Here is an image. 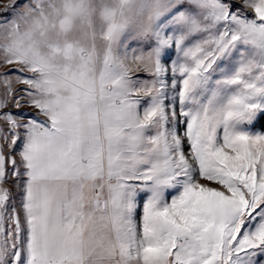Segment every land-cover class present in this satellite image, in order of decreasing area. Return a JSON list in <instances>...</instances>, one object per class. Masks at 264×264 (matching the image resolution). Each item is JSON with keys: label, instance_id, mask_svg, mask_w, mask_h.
<instances>
[{"label": "rangeland", "instance_id": "374dc122", "mask_svg": "<svg viewBox=\"0 0 264 264\" xmlns=\"http://www.w3.org/2000/svg\"><path fill=\"white\" fill-rule=\"evenodd\" d=\"M263 114L264 0H0V264L50 147L87 262L264 264Z\"/></svg>", "mask_w": 264, "mask_h": 264}, {"label": "crops", "instance_id": "0c3cea01", "mask_svg": "<svg viewBox=\"0 0 264 264\" xmlns=\"http://www.w3.org/2000/svg\"><path fill=\"white\" fill-rule=\"evenodd\" d=\"M54 154L51 147L47 148L44 167L35 169L29 182V257L20 264H109L106 261L85 260V254L91 249L88 242L92 237L85 234L87 224L90 226L91 219L96 215H101L104 220L106 217L99 210L100 204L85 197L90 195L91 185H87L84 178L81 177L76 188L72 189L71 176L76 178L80 171L63 167ZM86 172L84 170L83 174ZM73 190L77 191L73 192L74 195ZM71 212L74 224L69 223Z\"/></svg>", "mask_w": 264, "mask_h": 264}, {"label": "trees", "instance_id": "16d2710c", "mask_svg": "<svg viewBox=\"0 0 264 264\" xmlns=\"http://www.w3.org/2000/svg\"><path fill=\"white\" fill-rule=\"evenodd\" d=\"M260 122H261V127L264 130V114L261 116Z\"/></svg>", "mask_w": 264, "mask_h": 264}]
</instances>
